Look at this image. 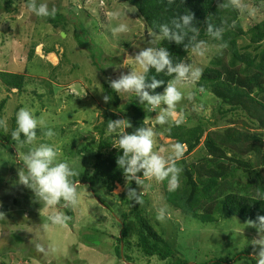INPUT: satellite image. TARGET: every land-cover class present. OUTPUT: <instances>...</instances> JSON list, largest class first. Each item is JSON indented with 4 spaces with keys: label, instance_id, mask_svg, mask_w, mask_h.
<instances>
[{
    "label": "rangeland",
    "instance_id": "1",
    "mask_svg": "<svg viewBox=\"0 0 264 264\" xmlns=\"http://www.w3.org/2000/svg\"><path fill=\"white\" fill-rule=\"evenodd\" d=\"M7 1L0 0V7L4 8ZM9 1L8 11L0 12V72L23 75L25 88L21 94L7 93L0 83V102L6 100L0 121L5 122L7 133L11 129L10 118L20 106L32 110L45 125L38 126L39 133L32 144L9 142L4 139L5 135H0V210L7 209L5 217L0 218V264H166L145 257L133 245L134 239L127 253L131 262L125 263L118 258L114 253L117 243L113 239L119 237L117 221L120 218L115 219L112 212L99 205L89 187L77 184L79 201L71 206L74 222L69 228L53 225L48 219L55 213H64L66 207L37 208L36 202L41 204L42 200L19 181V175L26 174L24 155L40 143L55 146L57 162L65 161L70 154L71 166H83L79 162L83 158L90 161V156L75 155V152L85 144L98 143L93 128L102 122L105 109L101 84L118 78L120 73L139 70L134 56L145 47H157L160 37L150 32L135 9L122 0H36L37 5L46 3L49 9L55 7V16L64 18L65 27L63 23L56 27L46 24L43 18L29 11L28 0ZM246 2L256 9V14L250 17L238 12L243 31L264 20V0ZM117 10L122 15L114 18L112 13ZM125 11L135 12L124 15ZM120 23L129 26L128 32L114 34L113 28ZM79 39L87 49L78 45ZM246 43L247 40L239 41L240 45ZM207 47L205 56L191 52L186 61L204 70L220 50L216 45L207 44ZM47 50L53 53L46 55ZM91 52L95 53L94 60ZM181 90L185 94L191 91L193 98L178 104L176 117L182 118L179 125L202 124L207 131L221 130L228 126L230 118H234L228 114L221 119L219 101L209 92L200 93L196 84ZM118 95L122 104L133 98V93ZM153 113L155 115L146 120V126L158 133L154 151L164 148L161 154L166 155L175 142L165 134L175 123L158 125L155 120L158 113ZM118 116L125 119L122 114ZM48 128L56 133L54 137L43 135ZM105 136L112 134L106 132ZM201 148L181 159L189 164L196 163ZM85 166L90 169L88 163ZM145 184L147 188L140 187L137 191L143 190L142 196L149 200L144 209L154 228L162 234L164 231V238L176 251L177 256L171 262L180 259L187 264H257L255 255L261 246L256 240L264 239L260 226L243 223L237 218L201 225L168 206L169 217L160 222L156 219V209L165 205L160 182L145 178ZM124 188L115 186L112 196L122 194ZM94 189L111 209L104 189L101 186ZM131 209L132 205H127L120 211L117 209L116 214L118 216L121 211L129 214ZM37 244L46 250H55L40 253L36 250ZM122 249L121 245V254Z\"/></svg>",
    "mask_w": 264,
    "mask_h": 264
},
{
    "label": "trees",
    "instance_id": "2",
    "mask_svg": "<svg viewBox=\"0 0 264 264\" xmlns=\"http://www.w3.org/2000/svg\"><path fill=\"white\" fill-rule=\"evenodd\" d=\"M122 1L135 9L146 28L160 39L162 34L158 25L169 23L171 27L170 21L173 17L194 13L192 24L199 30L198 39L220 48L209 66L203 70V75L196 86L200 93L209 92L219 101L218 113L221 119L228 114H232L234 118L228 120L227 127L211 131H207L202 124L194 127L172 124L165 137L175 143H183L184 156L193 154L200 146L202 148L196 163L189 164L184 159L179 161L183 166V172L180 187L175 192L168 191L166 181L160 182L165 205L201 225L237 218L243 223L259 226L258 217L264 216V20L243 31L238 22V12L221 7L220 0H175L173 4H169L168 0ZM9 7L8 0L4 8L0 7V12L8 11ZM43 19L51 26L56 27L57 24L63 23L65 27L64 18L58 15ZM210 23L217 28L223 27V39L216 40L207 33ZM242 40H247V43L240 45L239 41ZM225 41L228 44L227 48L222 47ZM187 43L188 40H185V44ZM78 45L86 48L80 39ZM161 46L168 48L174 62L186 61L191 53V46L186 49L183 44L177 45L163 39L157 45ZM50 53L53 51H46V55ZM94 56L95 53L91 52L92 60ZM93 64L97 67L95 62ZM149 75H155L165 82L172 79L165 73L156 74L154 69ZM0 83L7 93L15 91L21 94L25 88V77L0 72ZM165 86L166 83L155 92L162 93ZM101 92L103 98L109 96L110 100L105 102L102 122L93 128L98 143L85 144L75 152V155L90 156V161L83 158L79 161L83 166L73 165L76 175L72 179L78 185L89 187L98 204L104 205L114 214V218H120V220L115 218L119 220L117 221L119 237L113 240L117 243L114 253L123 262H131L127 253L131 247V239H134L135 248L147 258H156L166 264H187L180 259L171 262L177 256L176 251L167 243L163 236L164 231L163 234L159 233L148 217L144 209L148 204V198L143 196L144 202L141 205L127 199V187L138 190L142 186L136 185L133 181L124 188L127 181L116 163L118 155L121 154L115 147L118 145V133H111L110 137L105 136L109 120L119 119L118 115L122 114L132 124V128L126 129L131 132L136 127L146 126V120L155 114L149 112L144 104L139 103V98L135 97L134 93L131 100L122 104L118 93L111 89L109 81L101 84ZM5 103L6 100L0 102V113ZM20 108L17 106L10 118L11 129L6 133L1 128L0 135H5L6 141L20 143L24 140L23 135L20 140L11 136V132L16 128L15 114ZM68 157L65 161L70 163L72 155ZM87 163L90 169H86ZM141 179L145 182L144 177ZM117 185L125 190L120 195L112 196L111 193ZM98 186L104 189L105 198L111 209L95 194L94 188ZM40 203L36 202L37 208L44 209L46 207L44 202ZM127 205H132L130 213L121 211L117 216V209L120 211L121 207ZM49 209L53 210V207ZM0 211L5 213L7 209L2 207ZM63 211L72 218L66 224L72 228L74 214L71 206ZM121 245L123 254L120 253Z\"/></svg>",
    "mask_w": 264,
    "mask_h": 264
},
{
    "label": "clouds",
    "instance_id": "3",
    "mask_svg": "<svg viewBox=\"0 0 264 264\" xmlns=\"http://www.w3.org/2000/svg\"><path fill=\"white\" fill-rule=\"evenodd\" d=\"M175 0H168L169 4H173ZM220 6L226 9H233L237 12L254 16L256 9L250 7L246 0H220ZM27 7L30 12L37 17H55L57 9L52 7L49 9L46 3L37 5L36 0H28ZM136 11V10H135ZM125 11L123 14L127 15ZM122 13L117 10L112 13L114 18H118ZM194 13H187L173 17L169 23L158 25L161 39L174 42L177 45H184L192 53L198 56H205L208 53L207 43L199 40V30L193 26ZM235 27V22H233ZM129 26L125 23L118 24L113 28L114 34L126 33ZM191 33V35H190ZM207 33L216 40L223 39V27H215L211 23L208 25ZM185 40L188 43L185 44ZM227 48L225 41L222 45ZM135 64L139 70H131L127 74L120 73L118 78L110 79L111 89L117 93H134L138 97V102L144 104L149 112H156L155 117L158 125H168L174 122L176 125L182 123V118L176 117L177 106L184 100H191L193 93L191 91L185 94L181 89L188 85L196 84L203 75V69L194 66L189 61L179 60L174 62V58L167 47H145L134 56ZM154 69L156 74L165 73L172 77L171 80L165 82L158 79L155 75L150 76V71ZM162 93H156L155 90L165 85ZM104 101H109V96H105ZM163 106V107H162ZM16 128L11 132V136L20 140L23 135L24 140L21 143L32 144L37 139L38 126L45 125L43 120L38 119L35 114L27 107L20 108L16 113ZM125 119L109 120L107 129L109 133H118V145L115 146L121 151L118 155L116 163L122 170L128 185L135 181L136 185L147 188L141 177L157 182H167V188L170 192H175L180 187V178L183 172V166L179 163L184 155L185 145L181 142L173 144L170 151L166 155L164 148L154 151L155 139L158 133L151 126H139L131 132L123 129L132 128V124ZM0 128L7 130L4 121H0ZM44 136L52 138L56 133L48 128L43 133ZM24 168L26 174L19 175L21 184L32 189L34 193L42 200L47 207L62 206L69 207L77 205L79 195L77 190V182L72 177L76 175L75 169L69 162L58 160V151L54 145L49 143H40L38 146L29 149L24 155ZM143 191V190H142ZM142 191L132 187L126 188V195L129 201L135 204H143ZM63 202V203H62ZM5 214L0 212V218H4ZM169 217V209L167 205L160 206L156 209V219L165 222ZM53 225L64 226L72 218L63 212H58L48 217ZM259 226L264 230V216L258 217ZM260 245L259 251L255 257L257 264H264V239L256 240ZM36 250L40 253L46 251H54V248L45 249L43 245L37 244Z\"/></svg>",
    "mask_w": 264,
    "mask_h": 264
},
{
    "label": "water",
    "instance_id": "4",
    "mask_svg": "<svg viewBox=\"0 0 264 264\" xmlns=\"http://www.w3.org/2000/svg\"><path fill=\"white\" fill-rule=\"evenodd\" d=\"M62 36L64 37V35L62 34Z\"/></svg>",
    "mask_w": 264,
    "mask_h": 264
},
{
    "label": "bare ground",
    "instance_id": "5",
    "mask_svg": "<svg viewBox=\"0 0 264 264\" xmlns=\"http://www.w3.org/2000/svg\"><path fill=\"white\" fill-rule=\"evenodd\" d=\"M50 54H52V53H50Z\"/></svg>",
    "mask_w": 264,
    "mask_h": 264
}]
</instances>
